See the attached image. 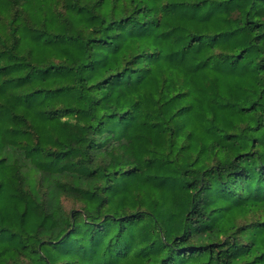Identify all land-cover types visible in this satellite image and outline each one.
<instances>
[{"label": "trees", "instance_id": "16d2710c", "mask_svg": "<svg viewBox=\"0 0 264 264\" xmlns=\"http://www.w3.org/2000/svg\"><path fill=\"white\" fill-rule=\"evenodd\" d=\"M0 264H264V0H0Z\"/></svg>", "mask_w": 264, "mask_h": 264}]
</instances>
